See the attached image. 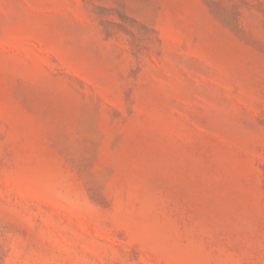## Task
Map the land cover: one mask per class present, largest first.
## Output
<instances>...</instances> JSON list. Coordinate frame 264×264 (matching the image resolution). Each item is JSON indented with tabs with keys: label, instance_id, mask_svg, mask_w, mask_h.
I'll list each match as a JSON object with an SVG mask.
<instances>
[{
	"label": "rangeland",
	"instance_id": "obj_1",
	"mask_svg": "<svg viewBox=\"0 0 264 264\" xmlns=\"http://www.w3.org/2000/svg\"><path fill=\"white\" fill-rule=\"evenodd\" d=\"M0 264H264V0H0Z\"/></svg>",
	"mask_w": 264,
	"mask_h": 264
}]
</instances>
